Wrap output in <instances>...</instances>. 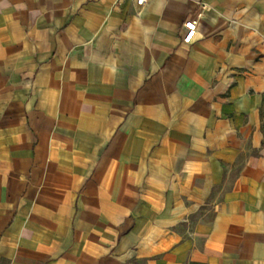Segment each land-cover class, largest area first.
<instances>
[{"label":"crops","instance_id":"1","mask_svg":"<svg viewBox=\"0 0 264 264\" xmlns=\"http://www.w3.org/2000/svg\"><path fill=\"white\" fill-rule=\"evenodd\" d=\"M0 264H264V0H0Z\"/></svg>","mask_w":264,"mask_h":264},{"label":"built area","instance_id":"2","mask_svg":"<svg viewBox=\"0 0 264 264\" xmlns=\"http://www.w3.org/2000/svg\"><path fill=\"white\" fill-rule=\"evenodd\" d=\"M148 0H136L138 6H143ZM196 26L197 20L196 19H187L184 23V30L185 33L183 35L184 42H191L196 34Z\"/></svg>","mask_w":264,"mask_h":264}]
</instances>
